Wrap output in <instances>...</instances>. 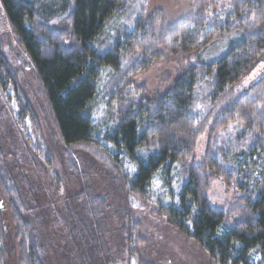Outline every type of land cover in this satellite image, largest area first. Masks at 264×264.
Returning <instances> with one entry per match:
<instances>
[{
    "label": "trees",
    "instance_id": "1",
    "mask_svg": "<svg viewBox=\"0 0 264 264\" xmlns=\"http://www.w3.org/2000/svg\"><path fill=\"white\" fill-rule=\"evenodd\" d=\"M132 1L0 0V9L34 71L63 148L96 149L117 169L123 159L130 162L128 193L142 202L154 198L166 221L213 263L264 264V72L242 93L234 91L264 57V0H196L195 12L175 24L133 16ZM211 5L221 9L218 16H208ZM131 13L132 25L109 39L111 21ZM220 41L227 46L219 56L187 70L157 99L137 102L129 95L132 75ZM14 76L0 48V106L19 131L30 108ZM100 97L110 119L103 132L93 120ZM230 125L232 131L217 138ZM204 134L199 160L186 162ZM3 156L0 149V264H7L10 240L18 264H43L25 200L31 182L18 170L13 174ZM156 175L164 184L180 181L177 193L167 192L172 201L155 199ZM216 177L236 193L221 209L208 197Z\"/></svg>",
    "mask_w": 264,
    "mask_h": 264
},
{
    "label": "rangeland",
    "instance_id": "2",
    "mask_svg": "<svg viewBox=\"0 0 264 264\" xmlns=\"http://www.w3.org/2000/svg\"><path fill=\"white\" fill-rule=\"evenodd\" d=\"M196 0H133V16L142 15L163 24H175L196 10ZM216 5V8L218 7ZM129 5H127L128 7ZM126 7V5H125ZM126 7V8H127ZM208 16L219 11L212 8ZM132 13L114 18L108 26L110 39L121 26H130ZM227 43L220 41L198 54L178 55L155 62L126 81L129 95L137 102L153 101L163 94L182 74L202 62L213 60ZM0 48L9 69L15 74L20 99L30 108L24 127L11 125L8 111L0 106V149L8 169L27 177L24 197L32 209L31 223H36L35 236L42 250L43 264H215L193 242L171 226L150 202H142L128 193L126 176L133 165L123 159L117 169L96 149L63 148L51 113L34 71L11 34L0 9ZM264 72V57L235 86L237 94L245 91ZM107 76L102 80L103 89ZM198 94V107L203 106ZM104 97L95 102L93 120L100 132L110 126ZM107 121V122H105ZM228 126L218 137L231 130ZM206 134L199 137L194 154L186 162H197L205 147ZM12 174V175H13ZM180 181L183 175L176 176ZM168 185L160 175L152 179L155 199L171 200L181 186L177 178ZM208 190L210 203L225 207L236 193L220 178H212ZM167 194V195H166ZM170 197V198H169ZM37 231V232H36ZM10 237V235H8ZM7 264H18L16 243L9 241Z\"/></svg>",
    "mask_w": 264,
    "mask_h": 264
}]
</instances>
